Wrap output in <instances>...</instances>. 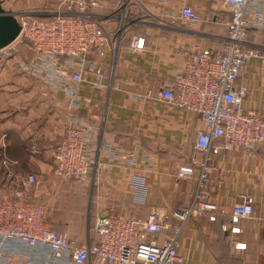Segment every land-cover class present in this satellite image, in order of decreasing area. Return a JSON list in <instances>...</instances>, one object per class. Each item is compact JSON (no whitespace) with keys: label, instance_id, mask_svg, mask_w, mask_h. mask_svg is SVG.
Returning a JSON list of instances; mask_svg holds the SVG:
<instances>
[{"label":"crops","instance_id":"crops-1","mask_svg":"<svg viewBox=\"0 0 264 264\" xmlns=\"http://www.w3.org/2000/svg\"><path fill=\"white\" fill-rule=\"evenodd\" d=\"M1 1L14 14L42 10L19 8L21 3L29 7L33 0ZM97 1L99 7L93 13L102 17L111 44L120 41V48L114 52L107 48L101 59L93 55L91 60L99 66L95 71L85 70L83 81L63 74L79 71L78 60L44 57L23 44H12L0 57V160L2 165L12 164V169L4 168L32 173L16 164L41 166L52 159L50 145L70 128L86 131L93 152L91 172L64 188L71 214L62 228L78 247L93 237L100 216L144 220L153 209L171 214L190 208L203 160L195 144L205 125L199 115L177 109L159 94L175 83L193 51L213 54L222 48L231 18L219 0H187L201 15V22L192 25L180 15L182 0ZM139 38L145 39L141 51L131 48ZM248 43L264 51V31L253 30ZM238 86L249 90L243 110L264 117L261 59L248 62ZM209 166L212 182L206 188L207 202L218 207L216 221L194 214L183 224L179 237L182 264H264V157L233 147L213 155ZM183 167L192 168L193 173L180 177ZM246 196L254 198L253 217L236 225L233 208ZM80 212L84 226L77 229L80 236L73 237L70 225ZM179 224L171 218L166 235H174ZM225 226H238L241 233L233 234ZM238 243L246 249L237 250ZM0 251L2 264H61L48 250L28 248L16 240L3 242Z\"/></svg>","mask_w":264,"mask_h":264},{"label":"built area","instance_id":"built-area-1","mask_svg":"<svg viewBox=\"0 0 264 264\" xmlns=\"http://www.w3.org/2000/svg\"><path fill=\"white\" fill-rule=\"evenodd\" d=\"M186 1L182 0L181 17L191 25L201 22L199 12ZM219 2L231 13L224 45L213 54L193 51L175 83L159 94L177 109L199 115L205 125V129L199 131L195 144V149L203 154V160L199 164L198 190L190 208L171 214L153 209L144 220L100 216L95 223L93 237L89 238L86 246L78 247L70 242L67 235L51 227L47 209L37 196V189L42 184L39 176L10 171L0 160V246L3 242L20 241L28 248L48 250L51 258L61 264H87L90 261L95 264L184 262L179 238L183 224L194 214L209 216L211 221H216L214 212L218 207L207 202L209 195L206 192L212 182L209 166L212 156L236 147L264 157V117L255 111L243 110L242 104L249 90L246 86H238L240 74L250 60L261 59L264 62V51L248 43L253 30L264 31V0ZM98 7L97 0H56L46 10L17 13L22 30L15 43L23 44L44 57L66 58L69 62L78 60L79 71L63 74L75 81H83L85 70L95 71L99 66L97 60H91L93 55L101 59L105 57L107 48L113 52L120 48V41L112 45L108 39L106 27L100 20L102 17L94 15ZM131 48L144 50L145 39L135 40ZM4 50L0 49V57ZM67 67L72 68L70 65ZM6 139L5 134L2 137L4 148ZM220 140H224V144L218 145ZM49 151L56 178L72 181L91 172L93 152L85 129L73 126L58 143L50 145ZM192 173V168L183 167L179 175L185 178ZM254 204L253 197H244L242 203L233 208V223L237 225L242 219H251ZM171 218L178 219L180 224L174 235H166ZM224 229H230L237 235L241 233L238 226H225ZM236 249L242 251L246 245L238 243Z\"/></svg>","mask_w":264,"mask_h":264},{"label":"rangeland","instance_id":"rangeland-1","mask_svg":"<svg viewBox=\"0 0 264 264\" xmlns=\"http://www.w3.org/2000/svg\"><path fill=\"white\" fill-rule=\"evenodd\" d=\"M53 3L55 4L56 0H33L31 4H29V7L27 6L28 3L27 4L21 3L19 5V8L22 11L27 9H34V8L48 9L49 6L52 5ZM14 6L15 4L13 5V8L15 9ZM19 8H17L16 10L21 11ZM10 57L11 54H9L4 58L5 65ZM1 151L2 150H0V154ZM5 166L7 168L12 169L11 168L12 164H6ZM16 166L20 170L31 171L32 173H35L39 176V179L42 182V184L37 189V196L39 197V202L42 205H44L47 209L51 227L58 233L65 234L68 236V238H70V235L67 232H65L62 228V226L65 224L64 222L66 216L68 214H71L70 210L68 211V206L66 205L67 201L65 202L64 188L68 186L67 184H69V182L74 183V181H65L60 178H56L54 176V164L52 159H48L47 163L41 164V166L38 163H24V164L20 163V164H16ZM83 215L84 214L80 212L78 216L80 218L78 220H72L71 222L72 225H70V228L72 230L71 233L73 237L80 236V231H78L77 229L79 228V226H84Z\"/></svg>","mask_w":264,"mask_h":264},{"label":"water","instance_id":"water-1","mask_svg":"<svg viewBox=\"0 0 264 264\" xmlns=\"http://www.w3.org/2000/svg\"><path fill=\"white\" fill-rule=\"evenodd\" d=\"M22 27L13 12L5 10L0 0V49H6L17 41Z\"/></svg>","mask_w":264,"mask_h":264}]
</instances>
